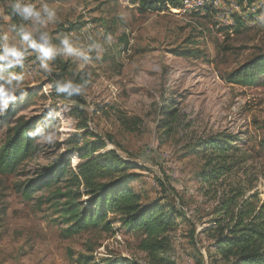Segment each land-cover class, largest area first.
Masks as SVG:
<instances>
[{"label":"rangeland","instance_id":"1","mask_svg":"<svg viewBox=\"0 0 264 264\" xmlns=\"http://www.w3.org/2000/svg\"><path fill=\"white\" fill-rule=\"evenodd\" d=\"M16 1L31 3L41 16L20 21L22 37L29 34L22 40L10 26L11 2H0V57L9 48L22 53L19 63L10 56L0 60L9 70L0 75L7 79L0 85L10 95L40 91L20 105L16 116L38 117L55 104V124L38 139L41 148L34 158L12 175L0 174V264H149L136 247L140 236L118 218L108 229L89 226L64 237L61 218L42 203L47 192L37 190L26 200L18 191L62 152L64 146L55 145L75 131L78 119L73 121L69 107L50 96L55 90L48 81L58 62L83 81L79 96L89 132L106 142L110 138L108 149L137 165L129 189L143 203L159 200L175 210L174 264H208L200 231L211 206L198 191L201 154L187 146L217 133L237 138L238 175L264 194V82L242 87L224 80L263 53L264 0H213L199 12L184 10L186 0H180L182 8L178 1L177 9L144 12L131 0ZM45 6L55 16L50 18ZM72 27L69 34L58 31ZM45 34L50 57L36 48ZM183 51L194 53L179 56ZM169 108L181 118L172 137L163 140L158 125ZM79 161L70 158L72 167Z\"/></svg>","mask_w":264,"mask_h":264},{"label":"trees","instance_id":"2","mask_svg":"<svg viewBox=\"0 0 264 264\" xmlns=\"http://www.w3.org/2000/svg\"><path fill=\"white\" fill-rule=\"evenodd\" d=\"M9 1L13 7L17 3ZM178 1L181 4L180 0H131V3L144 12L177 9ZM13 7L9 11L10 26L25 40L20 30L22 18ZM73 29L58 31L69 34ZM193 53L183 51L179 56L191 57ZM57 70L48 81L55 90L50 96L69 107L73 121L78 119L75 131L55 145L58 150L64 146L62 152L48 166L42 167L35 178L18 185V191L26 200L37 190L47 192L42 197L43 202L38 200L59 215L61 224L66 227L62 229L64 237L79 234L89 226L101 225L108 229L118 218L127 231L140 236L136 247L146 255L149 264H174L170 256V232L176 225L175 210L159 200L143 203L140 196L129 189L128 184L137 176L131 173L138 169L137 165L108 149L110 138L106 142L89 132L79 96L83 81L73 78L65 63L58 62ZM8 73L6 65L0 63V75ZM6 80L0 79V82ZM224 80L242 87L264 82V51ZM38 92L20 90L11 94L14 98L0 116V130H5L0 140V174L3 176L14 174L22 162L34 158L41 148L38 139L46 128L55 124V115L51 114L55 104L38 117L16 116L20 105ZM162 114L159 135L167 140L181 117L174 108L164 109ZM237 142L238 139L229 134L217 133L198 138L187 146L190 153L201 154L202 164L196 175L198 191L211 206L210 218L200 231L207 244L208 264H264V194L251 181L239 177L242 159L237 157ZM72 156L80 159L74 167L70 164ZM109 214L113 219H108Z\"/></svg>","mask_w":264,"mask_h":264},{"label":"clouds","instance_id":"3","mask_svg":"<svg viewBox=\"0 0 264 264\" xmlns=\"http://www.w3.org/2000/svg\"><path fill=\"white\" fill-rule=\"evenodd\" d=\"M14 12L16 13L17 16L22 18L23 20H28L30 18H36L37 20L40 18L41 13L37 10H35L34 6L31 3H16L13 7ZM44 12L48 13L49 17L55 16V12L53 10H50L47 6L44 7L43 9ZM25 39L29 38V34H25L24 36ZM42 39L44 40V44L40 45V50L41 53L44 57H50L51 56V49L46 47L45 45L48 43L47 40V34L42 36ZM63 44L65 46V50L69 53L72 54L75 50L69 45V42L67 39L63 41ZM32 47H36L35 43L32 44ZM7 56L0 57V60L7 59L9 56L10 57H15V63L20 62V58L22 56V53L18 52L14 48H9L6 49ZM14 97L10 96L9 90L5 88L4 86L0 85V113L4 112L8 106H9V101L13 99Z\"/></svg>","mask_w":264,"mask_h":264},{"label":"bare ground","instance_id":"4","mask_svg":"<svg viewBox=\"0 0 264 264\" xmlns=\"http://www.w3.org/2000/svg\"><path fill=\"white\" fill-rule=\"evenodd\" d=\"M187 1V3H185ZM184 1V10H196V11H201L203 10L206 5L208 6H212L213 3H209L207 4V0H186ZM183 9H181L180 11H182Z\"/></svg>","mask_w":264,"mask_h":264},{"label":"built area","instance_id":"5","mask_svg":"<svg viewBox=\"0 0 264 264\" xmlns=\"http://www.w3.org/2000/svg\"><path fill=\"white\" fill-rule=\"evenodd\" d=\"M185 3H187V1ZM209 3H213V0H207V4H209ZM206 8H207V5H206V7L204 9H206Z\"/></svg>","mask_w":264,"mask_h":264}]
</instances>
